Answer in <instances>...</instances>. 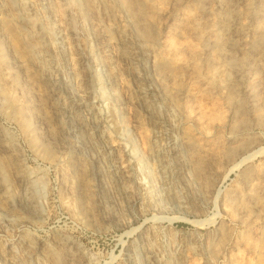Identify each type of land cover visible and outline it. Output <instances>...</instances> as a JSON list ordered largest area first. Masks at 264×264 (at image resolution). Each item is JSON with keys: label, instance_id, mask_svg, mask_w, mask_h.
<instances>
[{"label": "rangeland", "instance_id": "obj_1", "mask_svg": "<svg viewBox=\"0 0 264 264\" xmlns=\"http://www.w3.org/2000/svg\"><path fill=\"white\" fill-rule=\"evenodd\" d=\"M83 1L0 0V264H264V0Z\"/></svg>", "mask_w": 264, "mask_h": 264}, {"label": "bare ground", "instance_id": "obj_2", "mask_svg": "<svg viewBox=\"0 0 264 264\" xmlns=\"http://www.w3.org/2000/svg\"><path fill=\"white\" fill-rule=\"evenodd\" d=\"M69 2H71L72 5L74 4V5H76L79 8H81L82 7V3H84V1L82 2V0H69ZM133 2L135 3L134 0H127L126 8H129V10L131 12H135L137 14V13H139V11L136 8V6H134V3ZM100 4H101V6L103 8V11L106 14V16H108V17H110L111 15L112 16H115L113 13H111L112 11H111V6H110V1L109 0H100ZM82 10H84V9H82ZM109 21L111 22V20H109ZM108 39H109V42L108 43L112 45L113 44V40H114L112 38V35H109ZM173 43H174L173 41L172 42H169V44H168L169 50H174L176 52H181V51H184V50L186 51L189 48V47L183 46V45L182 46H175V44H173ZM181 62H182V59L177 60L174 57L172 58L170 56L169 57H164V58H162L159 61V67L161 66L162 68L167 69V68L172 67L174 64H180ZM144 79H145V81L148 80L147 77H145ZM149 101L151 102L152 100L150 99ZM199 115H200V117H203L204 116V112L201 111ZM143 140H144V143H146V138H143ZM110 160L111 159H109V162H110ZM109 162L107 160V163H108L107 165H108V170L109 171L117 169V167L113 163H109ZM196 170L198 171V169H196ZM200 172H202V171H198V173H197L198 174V177L201 174ZM164 180H166V179H163L162 181H164Z\"/></svg>", "mask_w": 264, "mask_h": 264}]
</instances>
